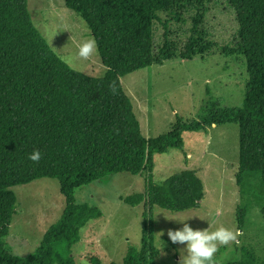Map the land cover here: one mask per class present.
<instances>
[{
  "label": "trees",
  "instance_id": "16d2710c",
  "mask_svg": "<svg viewBox=\"0 0 264 264\" xmlns=\"http://www.w3.org/2000/svg\"><path fill=\"white\" fill-rule=\"evenodd\" d=\"M212 0H65L88 26L106 68L101 78L87 76L63 62L35 27L28 0H0V264H77L73 247L81 230L102 211L78 204L76 191L120 173L147 172L145 192L125 203L144 204L141 247L130 246L121 264H158L155 207L172 213L199 209L205 197L195 170H184L161 184L154 181L155 155L170 149L185 152V132L208 133L216 126L239 127V166L236 183L242 230L254 208L264 218V0H227L239 26L236 47H223L225 56L245 58L248 81L241 107L214 105L198 120L176 115L171 131L147 139L122 78L166 61L193 60L213 50L201 24ZM196 12L184 49L169 40L170 14ZM164 27L163 45L155 50V24ZM38 150L41 159L28 156ZM58 180L65 208L35 252L27 257L6 250V238L17 214L15 186L35 180ZM91 264H101L92 258ZM119 264V263H110ZM228 264H260L254 250Z\"/></svg>",
  "mask_w": 264,
  "mask_h": 264
},
{
  "label": "rangeland",
  "instance_id": "374dc122",
  "mask_svg": "<svg viewBox=\"0 0 264 264\" xmlns=\"http://www.w3.org/2000/svg\"><path fill=\"white\" fill-rule=\"evenodd\" d=\"M28 7L35 27L61 58L74 56L79 45L93 37L82 18L66 7L65 0H28ZM195 15V11L181 13L179 20L170 14L160 15L163 22L169 21V40L181 50L190 37ZM201 28L214 46L209 54L193 60H169L122 78L147 139L171 131L176 115L184 122H192L214 105L238 108L243 104L248 81L245 58L222 53L223 47H236L240 41L236 14L227 0L211 1ZM163 42L164 27L157 22L156 52ZM70 67L96 78L106 73L98 51L88 60H76ZM183 138L185 152L170 149L155 155L154 181L161 184L184 170H195L203 181L205 197L195 210L172 213L155 207V245L159 251L163 248L158 264H179V252L186 248L169 240V229H182L183 223L193 229L209 228V231L220 227L239 229L240 193L236 183L239 127L230 124L212 127L208 133L185 132ZM147 177V172L114 174L76 191L78 204L96 206L103 214L81 230V240L72 251L77 264H91L92 258H98L101 264H121L130 246L141 247L144 204L132 207L125 199L144 193ZM12 191L17 197V214L6 238V250L12 255L27 257L39 247L48 228L59 220L65 197L58 180L50 178L15 186ZM161 231L163 244L156 236ZM239 231L242 235L237 244L219 247L215 264L240 260L245 247L254 250L259 263L264 264V218L259 208L250 210Z\"/></svg>",
  "mask_w": 264,
  "mask_h": 264
},
{
  "label": "clouds",
  "instance_id": "9594fccd",
  "mask_svg": "<svg viewBox=\"0 0 264 264\" xmlns=\"http://www.w3.org/2000/svg\"><path fill=\"white\" fill-rule=\"evenodd\" d=\"M97 51V41L94 37H92L83 41L79 45L74 56L63 57L62 59L65 64L72 65L76 60H88L94 56ZM28 159L33 163H38L41 159L40 151L34 150L28 156ZM219 214L220 210L218 209L217 215ZM163 235V231L156 235L160 242V237ZM241 235L242 233L239 231V229L234 231L232 229L220 227L215 231H209V228L200 230L193 229L187 223H183L182 229L175 231L169 229L167 231V236L173 244L186 245V248L181 249L179 252V264H215L214 257L218 252L219 247L237 244L238 237ZM162 251L163 248L160 250V252ZM185 252L187 255H185Z\"/></svg>",
  "mask_w": 264,
  "mask_h": 264
},
{
  "label": "crops",
  "instance_id": "0c3cea01",
  "mask_svg": "<svg viewBox=\"0 0 264 264\" xmlns=\"http://www.w3.org/2000/svg\"><path fill=\"white\" fill-rule=\"evenodd\" d=\"M209 131V130H208Z\"/></svg>",
  "mask_w": 264,
  "mask_h": 264
}]
</instances>
